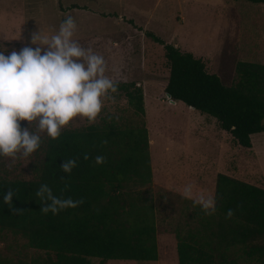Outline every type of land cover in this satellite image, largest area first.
Here are the masks:
<instances>
[{"label": "trees", "instance_id": "16d2710c", "mask_svg": "<svg viewBox=\"0 0 264 264\" xmlns=\"http://www.w3.org/2000/svg\"><path fill=\"white\" fill-rule=\"evenodd\" d=\"M146 34L163 45L168 63L164 90L173 101L214 117L238 145L250 148L251 135L264 131V63L238 60L237 77L226 85L206 69L202 58L152 32ZM116 82L112 94L126 99L127 116L63 127L57 139L40 136L35 177L0 178V239L11 231L21 235L27 247L42 252L17 264L158 259L155 206L128 190L152 178L143 88L134 81ZM97 156L105 157V163L96 164ZM69 159L76 160L70 174L61 169ZM43 184L61 199L83 203L45 214L36 196ZM9 192L12 197L6 202ZM214 199L215 213H205L199 227L185 234L176 231L178 264H264V186L218 173ZM229 209L234 215L226 219ZM0 264L9 261L0 257Z\"/></svg>", "mask_w": 264, "mask_h": 264}, {"label": "rangeland", "instance_id": "374dc122", "mask_svg": "<svg viewBox=\"0 0 264 264\" xmlns=\"http://www.w3.org/2000/svg\"><path fill=\"white\" fill-rule=\"evenodd\" d=\"M72 16L77 24L73 40L105 58L106 75L114 81H134L144 93L148 129L151 182L128 187L141 202H153L156 212L158 259L109 260L108 264H178L176 231L185 234L205 217L193 200L203 191L214 197L218 173L264 186V131L251 135L252 146L238 145L217 120L175 101L169 104L164 90L168 63L163 45L152 32L183 51L205 61L206 69L226 85L237 75L238 60L264 63V3L245 0H0V52L5 55L32 43L33 33L51 36ZM95 122L127 116L126 99L110 93ZM36 133L38 122L20 121ZM88 124L76 117L65 127ZM40 136L47 132H39ZM164 147L166 154H164ZM172 148L177 152L169 151ZM39 156H0V178L33 179ZM193 186V199L183 196ZM42 253L27 247L11 231L0 239V257L9 264L29 261ZM98 260H92L96 264Z\"/></svg>", "mask_w": 264, "mask_h": 264}, {"label": "clouds", "instance_id": "9594fccd", "mask_svg": "<svg viewBox=\"0 0 264 264\" xmlns=\"http://www.w3.org/2000/svg\"><path fill=\"white\" fill-rule=\"evenodd\" d=\"M76 29L75 19L69 15L61 22L59 31L50 37L33 33L32 43L37 44L34 42L38 40L41 47H24L8 55L0 52V156L14 159L22 154L28 157L40 147L39 132L46 131L49 137L57 139L61 129L76 117L92 124L100 115L104 101L114 99L110 93L117 92L118 84L105 74V58L73 40ZM167 101L174 103L171 96ZM20 121H28L30 125L38 122L37 132L22 128ZM102 143L107 144V141ZM88 158L84 156L85 160ZM95 163H105V157H95ZM75 166L76 160L69 159L61 169L70 174ZM36 196L45 214L56 215L83 203L53 195L46 184L40 186ZM183 196L193 199L191 184L185 186ZM11 197L9 192L4 199L7 202ZM193 203L208 215L216 211L214 197L203 191ZM233 215L234 210L229 209L226 219Z\"/></svg>", "mask_w": 264, "mask_h": 264}, {"label": "crops", "instance_id": "0c3cea01", "mask_svg": "<svg viewBox=\"0 0 264 264\" xmlns=\"http://www.w3.org/2000/svg\"><path fill=\"white\" fill-rule=\"evenodd\" d=\"M150 140V143L149 144H152L151 143V139H149ZM163 150V152H164V154H166L167 152H165V150H164V147H162V149H161V151ZM175 150V152H177V149H175V148H172L171 150H169V151H174ZM151 154V153H150ZM152 179V178H151Z\"/></svg>", "mask_w": 264, "mask_h": 264}, {"label": "water", "instance_id": "95a60500", "mask_svg": "<svg viewBox=\"0 0 264 264\" xmlns=\"http://www.w3.org/2000/svg\"><path fill=\"white\" fill-rule=\"evenodd\" d=\"M167 94V96H170L168 93H166Z\"/></svg>", "mask_w": 264, "mask_h": 264}, {"label": "bare ground", "instance_id": "6f19581e", "mask_svg": "<svg viewBox=\"0 0 264 264\" xmlns=\"http://www.w3.org/2000/svg\"><path fill=\"white\" fill-rule=\"evenodd\" d=\"M175 102V101H174Z\"/></svg>", "mask_w": 264, "mask_h": 264}]
</instances>
